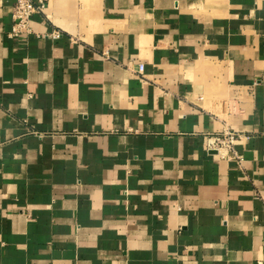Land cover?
Instances as JSON below:
<instances>
[{"label": "crops", "instance_id": "crops-1", "mask_svg": "<svg viewBox=\"0 0 264 264\" xmlns=\"http://www.w3.org/2000/svg\"><path fill=\"white\" fill-rule=\"evenodd\" d=\"M15 3L0 264H264V0Z\"/></svg>", "mask_w": 264, "mask_h": 264}, {"label": "built area", "instance_id": "built-area-1", "mask_svg": "<svg viewBox=\"0 0 264 264\" xmlns=\"http://www.w3.org/2000/svg\"><path fill=\"white\" fill-rule=\"evenodd\" d=\"M45 7L46 0H16L12 11L14 20L16 21L15 26L20 28L29 27L32 14L44 11ZM60 34V32H54L53 37H58ZM144 68V65L141 64L139 67V73L141 75ZM239 137L240 135L238 133L228 131L217 137L209 138L208 147L221 152L224 156H231L241 163L243 161V156L234 148V144Z\"/></svg>", "mask_w": 264, "mask_h": 264}]
</instances>
